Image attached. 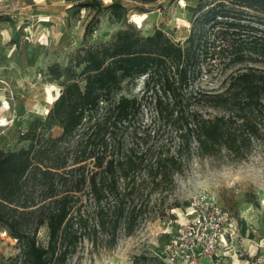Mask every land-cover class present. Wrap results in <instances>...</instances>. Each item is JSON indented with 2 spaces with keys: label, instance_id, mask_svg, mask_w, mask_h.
Segmentation results:
<instances>
[{
  "label": "trees",
  "instance_id": "1",
  "mask_svg": "<svg viewBox=\"0 0 264 264\" xmlns=\"http://www.w3.org/2000/svg\"><path fill=\"white\" fill-rule=\"evenodd\" d=\"M185 1L191 28L182 43L162 30L142 36L117 0L73 6L92 11L95 24L108 13L122 28L65 67H47L61 94L19 136L26 147L0 150V228L18 245L9 264H65L84 241L111 250L120 232L164 215L193 156L243 160L262 138L264 0ZM140 79V93L125 95Z\"/></svg>",
  "mask_w": 264,
  "mask_h": 264
},
{
  "label": "rangeland",
  "instance_id": "2",
  "mask_svg": "<svg viewBox=\"0 0 264 264\" xmlns=\"http://www.w3.org/2000/svg\"><path fill=\"white\" fill-rule=\"evenodd\" d=\"M100 1L108 5L112 0ZM117 1L130 9L126 23L142 36L162 30L173 42L182 43L188 37L191 21L185 0ZM80 2L83 0H0V150L26 147L19 136L35 120L43 119L58 97L60 81L51 79L47 67H65L76 50L108 42L122 28L108 13L101 14L95 24L92 11L73 7ZM92 22V32L85 40V28ZM221 78L215 77L213 85ZM141 89L142 79L124 94H139ZM58 132L54 129L52 133ZM174 182L164 199L162 217L154 215L130 236L120 232L111 250L94 251L84 241L65 264H168L170 241L194 200L216 204L230 215L234 241L225 264L236 256L262 263L264 135L253 142L243 160L232 159L226 151L215 157L193 156ZM37 240L46 244L45 228L39 230ZM17 253L16 241L0 228V264H9Z\"/></svg>",
  "mask_w": 264,
  "mask_h": 264
},
{
  "label": "built area",
  "instance_id": "3",
  "mask_svg": "<svg viewBox=\"0 0 264 264\" xmlns=\"http://www.w3.org/2000/svg\"><path fill=\"white\" fill-rule=\"evenodd\" d=\"M169 244L168 264H223L234 232L230 215L218 205L194 200Z\"/></svg>",
  "mask_w": 264,
  "mask_h": 264
},
{
  "label": "crops",
  "instance_id": "4",
  "mask_svg": "<svg viewBox=\"0 0 264 264\" xmlns=\"http://www.w3.org/2000/svg\"><path fill=\"white\" fill-rule=\"evenodd\" d=\"M205 264H208V263L205 262ZM223 264H225V263H223ZM231 264H259V263L251 262V260H246V259L239 260L238 257L236 256L235 259L231 262ZM261 264H264V260H262V263Z\"/></svg>",
  "mask_w": 264,
  "mask_h": 264
},
{
  "label": "water",
  "instance_id": "5",
  "mask_svg": "<svg viewBox=\"0 0 264 264\" xmlns=\"http://www.w3.org/2000/svg\"><path fill=\"white\" fill-rule=\"evenodd\" d=\"M60 94H61V90L59 91V95H60ZM59 95H58V96H59ZM47 113H48V112H47ZM47 113L45 114V116L47 115Z\"/></svg>",
  "mask_w": 264,
  "mask_h": 264
}]
</instances>
